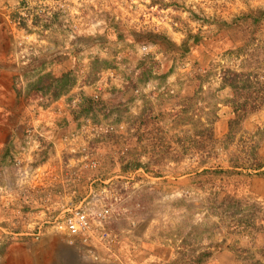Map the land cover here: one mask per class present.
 I'll return each mask as SVG.
<instances>
[{
  "label": "rangeland",
  "instance_id": "rangeland-1",
  "mask_svg": "<svg viewBox=\"0 0 264 264\" xmlns=\"http://www.w3.org/2000/svg\"><path fill=\"white\" fill-rule=\"evenodd\" d=\"M257 131L264 160V0H0V264H264ZM76 206L109 209L87 242Z\"/></svg>",
  "mask_w": 264,
  "mask_h": 264
},
{
  "label": "trees",
  "instance_id": "trees-1",
  "mask_svg": "<svg viewBox=\"0 0 264 264\" xmlns=\"http://www.w3.org/2000/svg\"><path fill=\"white\" fill-rule=\"evenodd\" d=\"M13 18H18V15H13ZM22 19L23 22H20V27L27 29L28 28V23L25 20V18H20ZM194 39V40H193ZM193 40L194 43L199 42V38L197 36L194 35H190L188 37V40L184 42L183 45V49L186 50V52H188L190 50V46L189 43ZM222 78V76H221ZM222 80V79H221ZM233 88H236V86L234 87V85H230ZM201 91L198 92L195 97L193 98H189L187 99V101L189 102V104L191 105L190 107L194 108L196 107L197 103H199V95H200ZM212 99L215 100V102H213L212 106H211V101H213ZM206 101H208L209 106H211L210 111L207 112L206 114V124L205 127L203 129H199V128H195L194 130V134L191 137H188L191 139L193 145H199V141L197 140L198 137H204L205 138V143H206V148L211 152V151H215L216 150V146L220 143L219 139L216 138L215 136V124L218 122L219 120V115H218V111H219V102L218 99L216 98V95L212 94V96H208L206 97ZM208 106V107H209ZM207 107V108H208ZM179 115H181V113H179ZM178 115V116H179ZM247 119V115H242L238 112V110H235V117L234 119H232L229 123V132L226 135V137L224 138L223 141L225 142H234L236 137H237V131H235L236 126L240 125L242 123V121ZM261 132L257 131L256 133H247V137L248 140H250L251 143H253L251 146L252 148V156L249 158V162L247 163L245 158H241V157H236L233 158L229 161L230 164V168L231 171H243V170H248V171H252L254 174H259L262 173V171H264V160L261 159L260 154H259V150L261 147V143L263 141L262 137H261ZM182 141V140H180ZM180 145V149H181V145L182 147L184 146L183 144H179ZM183 149V148H182ZM141 167V165H138V167ZM207 171V170H206ZM224 171V170H222ZM238 200H235V203H238ZM198 226L191 224L189 231L186 234L187 238L192 237L193 235L195 236V233H197L198 231ZM188 242V241H186ZM188 244H190L188 242ZM191 253L196 254V256L193 258V261L195 264H203V262L211 257V254L207 251H198L196 248H193Z\"/></svg>",
  "mask_w": 264,
  "mask_h": 264
},
{
  "label": "built area",
  "instance_id": "built-area-1",
  "mask_svg": "<svg viewBox=\"0 0 264 264\" xmlns=\"http://www.w3.org/2000/svg\"><path fill=\"white\" fill-rule=\"evenodd\" d=\"M67 211V214L63 217H58L51 223L53 228L63 235L81 237L85 242L89 240V235L93 231L94 224L103 223L109 213V209L106 206L98 210L95 216L90 214L89 209L83 208L82 206H76Z\"/></svg>",
  "mask_w": 264,
  "mask_h": 264
}]
</instances>
